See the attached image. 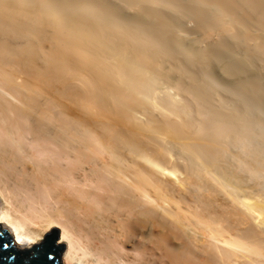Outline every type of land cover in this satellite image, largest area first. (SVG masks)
<instances>
[{
  "label": "bare ground",
  "instance_id": "6f19581e",
  "mask_svg": "<svg viewBox=\"0 0 264 264\" xmlns=\"http://www.w3.org/2000/svg\"><path fill=\"white\" fill-rule=\"evenodd\" d=\"M263 173L264 0H0L16 247L50 230L60 264H264Z\"/></svg>",
  "mask_w": 264,
  "mask_h": 264
},
{
  "label": "water",
  "instance_id": "95a60500",
  "mask_svg": "<svg viewBox=\"0 0 264 264\" xmlns=\"http://www.w3.org/2000/svg\"><path fill=\"white\" fill-rule=\"evenodd\" d=\"M58 234L47 230L42 239L26 249L18 248L6 231L0 230V264H60V251L57 247Z\"/></svg>",
  "mask_w": 264,
  "mask_h": 264
},
{
  "label": "rangeland",
  "instance_id": "374dc122",
  "mask_svg": "<svg viewBox=\"0 0 264 264\" xmlns=\"http://www.w3.org/2000/svg\"><path fill=\"white\" fill-rule=\"evenodd\" d=\"M260 138H261V137H260ZM260 138H259V139H260ZM258 141H259V140H258ZM258 141H255V143L257 142L256 144H255V143H252L251 145H252L253 147L259 145V142H258ZM238 147H239V148H238ZM233 149H236V151H234V150L231 149V150H232L231 153L233 152L232 154H234V155H236V153H237V155H238V154H241V153H242L243 155H247V153H248V151H247V152L245 151V150H248V149H243V148H242L241 146H239V145H238L237 147L235 146ZM237 149H239V150H237ZM241 150H244V151H241ZM234 152H236V153H234ZM249 152H250V151H249ZM230 158H233V155H232V156L230 155ZM230 160H231L230 162L233 163V162H232V159H230ZM262 175H263V177H262ZM262 175H261V178H260V180H261L260 183H263V182H264V173H263ZM263 184H264V183H263ZM263 184H262V188H264V185H263ZM260 191L263 193L264 189H263V191H262V190H260ZM260 191H259V192H260ZM0 230H1V227H0ZM58 239H59V236H58ZM58 239H57V241H58ZM61 254H62V251H60V256H61Z\"/></svg>",
  "mask_w": 264,
  "mask_h": 264
}]
</instances>
